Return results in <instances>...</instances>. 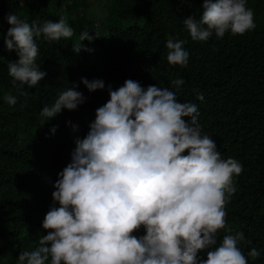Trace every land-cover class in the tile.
<instances>
[{
	"label": "clouds",
	"instance_id": "obj_1",
	"mask_svg": "<svg viewBox=\"0 0 264 264\" xmlns=\"http://www.w3.org/2000/svg\"><path fill=\"white\" fill-rule=\"evenodd\" d=\"M202 7L199 20L191 15L183 21L194 41L213 34L223 38L227 32L243 35L256 27L246 0H203ZM6 19L11 27L4 43L19 57L8 64L12 83L37 86L47 73L36 64V38L43 34L59 41L72 38L74 30L64 16L42 26L14 13ZM95 32L81 33L73 51H93L81 42L102 35ZM183 45V40L167 41L169 64L187 66ZM81 80L90 92L105 88L102 79ZM184 83L170 81L173 88ZM77 87L62 91L42 108L41 117L50 120L65 108L76 110L86 101ZM108 91L110 99L96 109L86 136L75 140L71 162L54 183L53 204L42 222L49 231L34 250L20 253L18 264H48L50 257V264H248L238 247L244 233H233L225 220L226 201L237 190L233 175L242 173V165L221 159L216 142L201 134L197 105L179 102L167 87L145 89L132 79ZM198 99H204L202 93ZM5 100L17 103L12 95ZM141 227L146 234L133 235ZM222 229L230 234L217 246ZM202 250L207 259L198 255ZM259 255L256 249L248 252L253 259Z\"/></svg>",
	"mask_w": 264,
	"mask_h": 264
},
{
	"label": "trees",
	"instance_id": "obj_2",
	"mask_svg": "<svg viewBox=\"0 0 264 264\" xmlns=\"http://www.w3.org/2000/svg\"><path fill=\"white\" fill-rule=\"evenodd\" d=\"M62 1L0 0V264H18L20 253L34 250L47 234L42 222L53 204L54 183L71 162L75 140L86 136L96 109L110 99L108 86L115 90L127 79L145 89L167 87L179 102L196 104L201 134L216 142L221 159L242 165V173L233 175L237 190L225 204L226 227L244 233L238 247L248 264H264V0H246L254 12V30L227 32L219 39L213 34L207 41L192 40L183 23L191 15L201 18L203 0H114L119 17L133 25L110 31L113 60L105 68L73 51V40L48 41L42 34L36 38V64L47 76L37 86H14L8 64L19 57L4 43L11 27L7 15L17 14L30 25L58 22ZM169 39L184 41L186 67L169 64ZM82 77L102 79L105 88L90 92ZM180 78L185 83L173 88L170 81ZM73 84L86 101L76 110L65 108L50 120L42 118V108ZM8 95L17 97L15 105L6 102ZM145 234L143 227L133 233ZM227 234L218 231L217 246ZM252 249L260 254L255 259L248 256ZM198 255L207 259L206 250Z\"/></svg>",
	"mask_w": 264,
	"mask_h": 264
},
{
	"label": "rangeland",
	"instance_id": "obj_3",
	"mask_svg": "<svg viewBox=\"0 0 264 264\" xmlns=\"http://www.w3.org/2000/svg\"><path fill=\"white\" fill-rule=\"evenodd\" d=\"M61 16L67 18L68 24L74 30L72 38L75 43H80L81 33L87 31L95 36L98 31L102 35L94 41L84 40L81 43L93 51L81 52L86 54L90 63L98 69H103L112 60L108 52L110 45V31L113 29H127L133 22L122 19L117 13L114 0H66L62 1Z\"/></svg>",
	"mask_w": 264,
	"mask_h": 264
}]
</instances>
